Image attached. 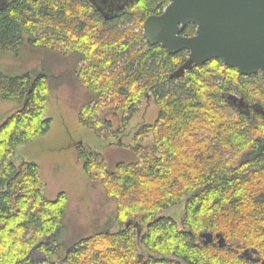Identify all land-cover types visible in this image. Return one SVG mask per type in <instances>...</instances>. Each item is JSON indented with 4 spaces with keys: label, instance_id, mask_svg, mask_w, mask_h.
<instances>
[{
    "label": "trees",
    "instance_id": "1",
    "mask_svg": "<svg viewBox=\"0 0 264 264\" xmlns=\"http://www.w3.org/2000/svg\"><path fill=\"white\" fill-rule=\"evenodd\" d=\"M97 1L0 0V52L18 54L26 43L74 55L77 77L96 96L93 105L84 104L79 120L96 128L107 122L101 102L111 91L107 108L120 113L124 124L153 93L157 120L137 136L153 134L154 142L139 144L137 160L114 170L97 154L79 149L88 177L102 181L117 199L119 227L107 224L70 238L68 194L48 197L39 165L13 161L20 145L49 130L45 111L56 75L44 67L20 75L0 68V100L21 106L0 125V264H263L264 153H248L264 140V80L256 85L249 81L252 75L219 58L171 78L188 52L170 54L150 44L141 30L170 0H131L115 17L99 11ZM195 31L190 23L183 34ZM233 91L250 111L230 102ZM182 202L180 227L162 212ZM34 249L45 258L32 256Z\"/></svg>",
    "mask_w": 264,
    "mask_h": 264
},
{
    "label": "rangeland",
    "instance_id": "2",
    "mask_svg": "<svg viewBox=\"0 0 264 264\" xmlns=\"http://www.w3.org/2000/svg\"><path fill=\"white\" fill-rule=\"evenodd\" d=\"M141 30L143 33V24ZM134 31L139 32L140 27L135 26ZM121 64L120 57L116 66ZM43 67L51 74L60 75V82L56 76L50 78L52 85L50 102L45 111V117L51 120L50 128L36 140L20 145L13 161L16 164L33 161L39 165L46 182L48 197L54 198L61 191L68 194L65 225L70 238L91 235L107 224H110L111 230H117L119 226L114 222V217L118 201L108 194L102 181L88 177L84 171L83 161L78 158V152L82 149L87 156L97 154L99 160L103 159L106 162L108 170H114L120 162L136 161L139 157L137 151L139 144L149 147L154 142L153 134L149 136L137 134L157 120L160 108L156 99L153 93L149 92L138 105L137 114L124 124L120 113L113 108H107L108 103L113 101L111 91V96L101 102L106 107L104 116L109 123L105 122L96 128L79 120L84 104L90 102L93 105L96 96L90 91L89 86L77 77L74 71L76 67L74 55L65 54L63 50L33 47L26 43L18 54L0 52V68L11 75L26 72L34 74ZM78 67H82V63ZM113 69L116 71L118 68ZM253 75L255 74H252L249 81L255 82L256 85H259L260 80H264L262 72ZM114 105L117 106L118 101H115ZM20 107L15 100H0V125ZM108 133L111 134L107 137ZM248 156L252 155L248 153ZM184 212L185 202H182L163 211L162 215L174 218L181 227ZM32 256L41 260L45 258V255L36 249L32 251Z\"/></svg>",
    "mask_w": 264,
    "mask_h": 264
},
{
    "label": "water",
    "instance_id": "3",
    "mask_svg": "<svg viewBox=\"0 0 264 264\" xmlns=\"http://www.w3.org/2000/svg\"><path fill=\"white\" fill-rule=\"evenodd\" d=\"M190 23L196 24V33L185 36L182 32ZM143 36L170 54L189 51L171 78H180L212 58L236 67L245 76L264 73V0H171L161 14L145 19ZM136 226L140 236L142 227ZM203 236L207 241L213 239ZM218 243L223 246L225 238L219 237Z\"/></svg>",
    "mask_w": 264,
    "mask_h": 264
},
{
    "label": "flooded vegetation",
    "instance_id": "4",
    "mask_svg": "<svg viewBox=\"0 0 264 264\" xmlns=\"http://www.w3.org/2000/svg\"><path fill=\"white\" fill-rule=\"evenodd\" d=\"M93 1H97V0H93ZM101 1L104 3V5H102L103 3H101ZM101 1L100 2L97 1L95 3L96 4L95 5L96 8L99 11L103 12L105 15L109 16V17H115V16L119 15V12H122L125 9L126 5L131 0H124L125 1L124 3H122L123 0H112V1L101 0ZM161 13H159V14H161ZM195 33H196V31H195ZM195 33H193L191 35H188V36H193ZM182 34H183V32H182ZM183 51H187V50H183ZM187 52H188V55H189V51H187ZM259 72H261V71H259ZM231 95H234L235 97H231ZM227 98L230 100V102L232 104H234V105H236L238 107H242V108H244V109H246L248 111L251 110V105L247 101L244 100V102H241L242 96H240L239 94L231 93V94L228 95ZM261 153H264V140H262L261 143L257 146V148L255 150L251 151L250 154L252 156H255V155H258V154H261Z\"/></svg>",
    "mask_w": 264,
    "mask_h": 264
}]
</instances>
